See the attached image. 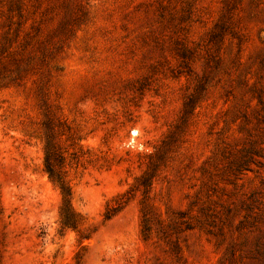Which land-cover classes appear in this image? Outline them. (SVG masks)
I'll return each instance as SVG.
<instances>
[{
    "label": "rangeland",
    "instance_id": "rangeland-1",
    "mask_svg": "<svg viewBox=\"0 0 264 264\" xmlns=\"http://www.w3.org/2000/svg\"><path fill=\"white\" fill-rule=\"evenodd\" d=\"M0 264H264V0H0Z\"/></svg>",
    "mask_w": 264,
    "mask_h": 264
},
{
    "label": "trees",
    "instance_id": "trees-1",
    "mask_svg": "<svg viewBox=\"0 0 264 264\" xmlns=\"http://www.w3.org/2000/svg\"><path fill=\"white\" fill-rule=\"evenodd\" d=\"M47 146L48 147L46 148V158H45V164H44L45 172L48 176V179L58 187L60 194L62 196L63 206L65 208H68L69 210V201H68L69 200V190L66 187L62 177L57 172H55L53 169L51 159L54 158V161H55V157H54V154L50 152V148H49L50 140L48 141ZM106 217L107 219H109L111 216H106ZM61 224L64 227H73V224H74L73 218H71V213H69L67 209H66V212L64 211L61 214Z\"/></svg>",
    "mask_w": 264,
    "mask_h": 264
}]
</instances>
